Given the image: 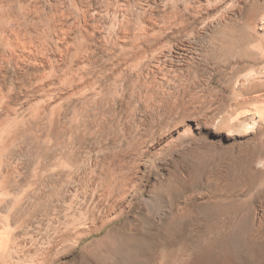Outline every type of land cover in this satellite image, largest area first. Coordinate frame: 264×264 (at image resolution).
Masks as SVG:
<instances>
[{
    "label": "rangeland",
    "instance_id": "obj_1",
    "mask_svg": "<svg viewBox=\"0 0 264 264\" xmlns=\"http://www.w3.org/2000/svg\"><path fill=\"white\" fill-rule=\"evenodd\" d=\"M0 264H264V0H0Z\"/></svg>",
    "mask_w": 264,
    "mask_h": 264
},
{
    "label": "bare ground",
    "instance_id": "obj_2",
    "mask_svg": "<svg viewBox=\"0 0 264 264\" xmlns=\"http://www.w3.org/2000/svg\"><path fill=\"white\" fill-rule=\"evenodd\" d=\"M66 24V23H65ZM62 25V24H61ZM10 30V29H9ZM56 31V30H55ZM20 33V32H19ZM11 38V37H10ZM9 38V39H10ZM16 39V38H15ZM30 40V39H29ZM29 40H27V41H29ZM6 41V40H5ZM60 41V40H59ZM17 43H18V41H17ZM21 42H19V44H20ZM12 45V44H11ZM22 46H23V44H22ZM31 46H33L32 44H31ZM36 47V46H35ZM25 48V47H24ZM51 48V47H50ZM8 49V48H7ZM17 49V48H16ZM29 48H27V51L29 52V50H28ZM12 50V49H11ZM15 50V49H14ZM13 50V51H14ZM26 50V49H25ZM21 51V50H20ZM30 51H31V48H30ZM18 52V51H17ZM23 52V51H22ZM32 52V51H31ZM48 52H49V50H48ZM35 53V52H34ZM39 53V52H38ZM23 54V53H22ZM41 54V53H40ZM20 55V54H19ZM19 55H18V57H19ZM28 55V54H27ZM33 55V54H32ZM38 55V54H37ZM42 55H43V53H42ZM60 55V54H59ZM22 56V55H21ZM20 56V57H21ZM24 56V55H23ZM33 57V56H32ZM44 57V56H43ZM27 58V57H26ZM33 65V64H32ZM120 255V254H119ZM117 256V255H116ZM115 257V256H114ZM122 257V256H121ZM119 258V257H118ZM124 261V260H123ZM126 261V260H125Z\"/></svg>",
    "mask_w": 264,
    "mask_h": 264
}]
</instances>
